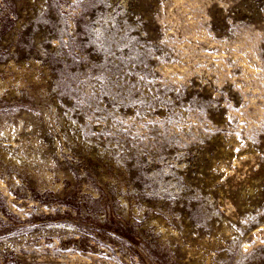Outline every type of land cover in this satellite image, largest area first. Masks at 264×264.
I'll return each instance as SVG.
<instances>
[{
	"label": "rangeland",
	"instance_id": "rangeland-1",
	"mask_svg": "<svg viewBox=\"0 0 264 264\" xmlns=\"http://www.w3.org/2000/svg\"><path fill=\"white\" fill-rule=\"evenodd\" d=\"M0 264H264V0H0Z\"/></svg>",
	"mask_w": 264,
	"mask_h": 264
}]
</instances>
